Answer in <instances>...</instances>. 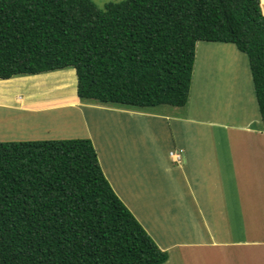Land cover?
Masks as SVG:
<instances>
[{
	"label": "trees",
	"instance_id": "1",
	"mask_svg": "<svg viewBox=\"0 0 264 264\" xmlns=\"http://www.w3.org/2000/svg\"><path fill=\"white\" fill-rule=\"evenodd\" d=\"M246 53L264 119L261 0H0V79L74 67L82 100L187 104L198 41ZM91 138L0 141V264H163Z\"/></svg>",
	"mask_w": 264,
	"mask_h": 264
},
{
	"label": "crops",
	"instance_id": "2",
	"mask_svg": "<svg viewBox=\"0 0 264 264\" xmlns=\"http://www.w3.org/2000/svg\"><path fill=\"white\" fill-rule=\"evenodd\" d=\"M204 42L205 55L212 54L215 47L218 53L215 54L210 79L201 78L199 104L196 103L193 113L165 116L171 117L172 125L174 122L181 124L180 131H177L179 135L174 134L173 139L174 149L178 150L181 158H174V151L170 149L172 162L167 161L165 182L160 184L153 179L154 184L150 187L154 195L159 194L163 199H159V202L152 199L154 208L158 203V209H166L170 221L175 222L170 245L163 247L169 250L166 264H264V227L259 226L264 224V119L250 64L247 59L241 61L238 57L241 68L239 71L235 68V71L239 76L245 75L241 82H246V79L249 83L253 82L255 92L253 90L251 94H246L242 89L237 94L243 106L249 102V107L252 104L253 109L259 108L260 117L255 116L253 120H263L261 128L252 126L251 118L246 121H241L240 116L236 120L226 118L227 114H237L239 111L234 103L227 106L235 80H231V76L221 75L225 66H218L217 60H223L227 54L230 69L226 66L225 71L229 69L230 73L234 72L236 54L231 50L233 54L229 56L230 44L234 43ZM87 106L83 107L107 110L103 106ZM84 110L81 109L82 112ZM136 111L125 114H132L141 123L145 116L163 118L162 114L147 115ZM95 144L99 146L96 140ZM113 154H109L106 160L107 166L112 169L103 168L109 181L112 179L110 175H116L118 170L120 178L128 174L131 182H143L142 176L121 173L120 164L125 163L114 159ZM99 157L103 164L100 154ZM111 184L129 205L126 196H122V189L115 183ZM118 185L125 189L126 195V185ZM141 187H133L139 191V197Z\"/></svg>",
	"mask_w": 264,
	"mask_h": 264
},
{
	"label": "rangeland",
	"instance_id": "3",
	"mask_svg": "<svg viewBox=\"0 0 264 264\" xmlns=\"http://www.w3.org/2000/svg\"><path fill=\"white\" fill-rule=\"evenodd\" d=\"M94 1L100 7H104L108 2L122 0ZM261 3L264 11V0H261ZM204 44H206L204 41L197 42L192 78L194 80L192 81L189 101L181 107L163 104L154 107L132 108L122 104L82 100L77 93L78 75L74 67L38 74H19L9 79H0V141L88 137L95 144L96 140L99 146L96 144L95 146L104 162V165L101 162L102 168L112 169L107 166L106 160L109 154L115 153L113 154L114 159L117 158L125 163L120 164L121 173L123 171L142 176L144 183H141V181L135 183L134 180L130 181L128 174L120 178L121 175L117 170L116 175H110L112 178L110 182L115 183L116 186L122 189V196H126V201L129 202L127 206L158 245L167 250L163 247L170 245V238L173 236L172 227H175V222L170 221V217L166 215V213L168 214L166 209H158L157 206H160L158 203H155L156 207L154 208L155 205H153L152 199H155L156 202L163 199L159 197V194L154 195L150 187L154 184L152 183L153 179L159 181L160 184L165 182L167 178L165 177V174H167V161L172 162L169 157V150L174 151V158L178 157L175 156L178 150L174 149L173 139L174 134L179 135L181 124L174 122L172 125L170 116L177 117L187 115L189 112L193 113L196 103L199 104L200 102L201 78L202 76L204 78L208 77L207 80H209L211 77V71H213L216 60L215 54L218 53L217 47L212 49V54L207 53L205 55ZM229 50L230 57L233 54L231 50L236 54L234 72L230 73L227 54H225L223 60L218 59L217 62L218 66H225L221 75L231 76V80H235L233 82V92L227 106L234 103L239 111L237 114H227L226 118L236 120L240 116L241 121L250 120V118L253 120V118L260 117L259 108L253 109L252 104L249 107V102L246 106H243V103L240 102V95L237 94L242 89L246 91V94H251V91L254 90L253 82L249 83L247 79L246 82H241L240 79L244 78L245 75L239 76L235 71V68L237 71L241 68L237 58H241V61H243V58L247 59L249 63L248 56L238 50L237 47L235 48L234 44H230ZM219 53L221 52L219 51ZM226 66L229 69L225 71ZM222 98L224 99V97ZM254 101L257 103V100ZM85 105H88L87 107L103 106L107 110L84 108ZM69 106L71 107L68 108ZM81 109H85L84 112ZM29 110L36 112H29ZM136 110L147 115L162 114L163 118L145 116L143 123H141V120L136 119L132 114H125L128 111L137 112ZM167 115L170 116L165 117ZM250 122L252 126L257 128L263 126V120L256 121L255 119ZM105 140H109V142L107 141L105 144ZM184 156L185 153L183 158H185ZM161 163H163L162 166ZM257 179L256 181H258ZM118 184L126 185V195L125 189ZM141 184H143L142 187ZM138 186L141 187L140 197L139 191L133 188ZM150 204L152 205L150 206ZM235 214L237 216V209ZM259 226L264 227V224ZM169 234L171 235L169 236ZM167 251L169 252V250Z\"/></svg>",
	"mask_w": 264,
	"mask_h": 264
},
{
	"label": "clouds",
	"instance_id": "4",
	"mask_svg": "<svg viewBox=\"0 0 264 264\" xmlns=\"http://www.w3.org/2000/svg\"><path fill=\"white\" fill-rule=\"evenodd\" d=\"M176 153H177V154H176L175 156H178L176 159L179 160V159L181 158V154L178 153V152H176ZM173 154H174V152H173Z\"/></svg>",
	"mask_w": 264,
	"mask_h": 264
}]
</instances>
